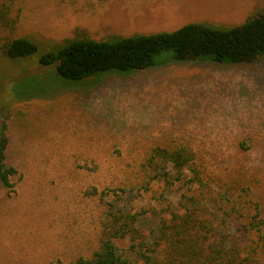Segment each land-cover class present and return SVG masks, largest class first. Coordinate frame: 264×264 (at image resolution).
Listing matches in <instances>:
<instances>
[{"label":"rangeland","instance_id":"1","mask_svg":"<svg viewBox=\"0 0 264 264\" xmlns=\"http://www.w3.org/2000/svg\"><path fill=\"white\" fill-rule=\"evenodd\" d=\"M259 10L264 0L10 1L9 15L17 21L13 29L0 25V118L9 126L8 160L19 173L11 176L12 189L0 185V264L89 256L108 202L144 210L147 232L171 210L183 211L181 193L201 199L202 215L210 217L222 187L238 179L250 186L248 193H233L240 224L254 212L253 202L263 216L264 56L238 63L170 61L79 80L38 62L74 36L110 39L188 22L231 27ZM20 36L37 50L8 57L2 43ZM239 145L248 149L239 152ZM156 146L192 151L193 163L207 166L203 186L187 181L188 169L170 186L154 177L147 158ZM248 239L263 260L264 243L255 232ZM115 242L124 249L129 244Z\"/></svg>","mask_w":264,"mask_h":264},{"label":"trees","instance_id":"2","mask_svg":"<svg viewBox=\"0 0 264 264\" xmlns=\"http://www.w3.org/2000/svg\"><path fill=\"white\" fill-rule=\"evenodd\" d=\"M10 1L0 0V25L13 29L17 19L9 15ZM1 48L10 58L28 57L37 50V44L20 36L6 39ZM262 56L264 11L259 10L231 27L188 22L171 31L110 39L74 36L59 43L56 50L41 54L38 62L54 65L56 72L64 78L79 80L108 70L143 69L170 61L205 59L238 63L251 62ZM8 130L6 120L0 118V185L12 189L11 176L19 172L8 160ZM247 149L239 145L237 151ZM193 155L184 146H156L151 149L147 163L154 169V177L163 180L167 186L184 179L183 171L188 169L192 176L187 181L202 187L207 166L193 163ZM169 164L175 170L173 174L168 169ZM234 182L222 187L223 194L217 200L219 208L210 217L202 215L201 199L181 193L183 211L171 210L147 232L141 229L142 221L147 219L144 210L131 211L108 202L97 247L90 255L66 263L58 259L53 264H264V259L258 258L259 245L248 243V236L254 232L264 243V215L258 203L253 202L254 212L249 220L240 224L242 208L233 193L236 190L248 193L250 186L238 179ZM119 191L131 190L122 188ZM91 193H97V189L93 188ZM105 193L100 191L101 195ZM228 204L227 208L221 209L222 205ZM117 239H127V248H120L115 242ZM245 239L247 242H242Z\"/></svg>","mask_w":264,"mask_h":264}]
</instances>
